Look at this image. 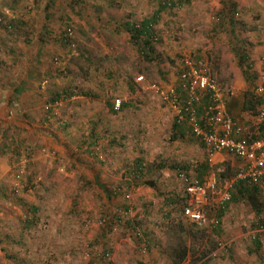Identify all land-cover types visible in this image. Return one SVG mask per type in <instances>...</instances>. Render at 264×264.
<instances>
[{
  "label": "rangeland",
  "instance_id": "obj_1",
  "mask_svg": "<svg viewBox=\"0 0 264 264\" xmlns=\"http://www.w3.org/2000/svg\"><path fill=\"white\" fill-rule=\"evenodd\" d=\"M162 1L0 0L1 89L18 78L0 130V264H264L263 195L239 197L214 232L181 217L176 174L198 176L205 152L147 88L176 87L199 57L224 91L244 79L242 53L260 84L264 0ZM154 14L148 62L125 24Z\"/></svg>",
  "mask_w": 264,
  "mask_h": 264
},
{
  "label": "built area",
  "instance_id": "obj_2",
  "mask_svg": "<svg viewBox=\"0 0 264 264\" xmlns=\"http://www.w3.org/2000/svg\"><path fill=\"white\" fill-rule=\"evenodd\" d=\"M262 73L263 81L255 88L254 95L262 101L257 117L264 123V71ZM143 80L142 76L136 79L138 83ZM147 88L157 93L171 109L177 126L187 124L190 127L193 137L204 149L206 172L203 177L178 170L176 180L180 189L174 192H177L176 198L183 201L181 217L197 228L214 232L222 225L234 188L239 184L259 186L264 179V136L256 139L235 137L240 131L226 114L219 83L203 59L186 57L181 61L178 87L150 84ZM204 95H207L205 104L202 103ZM60 101L53 106L60 105ZM120 107L121 101L115 100L113 110L119 111ZM196 107H200L199 110ZM220 153L229 154L243 163L231 178L225 176V167L215 160ZM137 236L141 238L140 234ZM220 250L223 256L227 245L221 246Z\"/></svg>",
  "mask_w": 264,
  "mask_h": 264
},
{
  "label": "crops",
  "instance_id": "obj_3",
  "mask_svg": "<svg viewBox=\"0 0 264 264\" xmlns=\"http://www.w3.org/2000/svg\"><path fill=\"white\" fill-rule=\"evenodd\" d=\"M262 75H263V73H262ZM239 79L240 80L238 82L233 83L230 86L226 85V88H225L226 90L222 91V99H223V102L225 105V112L231 118L235 127L237 129H239V131H240V133L235 136L236 138H247V139H249V138H252V139L261 138L263 136H261L262 132H261V129H259V128L264 123H262L258 119L257 114H258L259 109L261 107L262 101H261L260 97H256L254 95V90L262 82L260 84L254 85V83H252V84L248 83V80L246 81V79H242L243 81L241 80V78H239ZM17 81H18L17 77H15V78L8 77L6 80L4 79V81H2V83L3 82L7 83V85L3 88V90L1 89V86H0V130H1V128H3L7 124V121H9V119H7L8 113L10 114L13 111V109H12V111L9 109V104H10L9 100H10V94H12V89L15 88L14 84ZM262 81H263V76H262ZM178 85H179V82L177 83L176 87H178ZM177 90H178L177 92L180 91L179 88H177ZM247 91H249V92L251 91L253 96L255 98L259 99L260 103L258 104V106L255 107L254 111L244 110V102H245L244 93ZM206 101H207V95H204L203 99H202V103H205ZM196 108L199 110L200 107H196ZM186 129L192 135L191 129L187 124L179 126V130H182L181 133ZM197 142H198V140H197ZM200 146H201V144H200ZM201 148L203 149L202 146H201ZM203 151H204V149H203ZM215 160L217 161L218 165H222L223 167H225L226 171L227 170L231 171V170L235 169L236 166H232L235 163L238 164V168L243 167V163L241 161H239L238 159H236L233 156L226 154V153L217 154L215 156ZM236 170H238V169H236ZM205 172H206V166L204 165V166L200 167V169L197 172L198 176H195V177L201 178V177H203ZM248 187L249 186H245L242 184L237 185L232 192V201L230 204L232 205L235 202L234 201V197H235L234 193H235V195H237L235 192L236 189H241L242 192H245V191H243V188H248ZM255 188H256L255 190L249 189V191H253L252 195H254L253 196V199L255 201L254 205L256 206V205L260 204L259 201H260L261 195L264 196V179L262 180L261 184L259 186H255ZM247 196L250 198L249 193H247ZM239 197H240V195L237 196V199ZM240 198H242V197H240ZM229 207H230V205H229ZM225 217L226 216L222 217V221Z\"/></svg>",
  "mask_w": 264,
  "mask_h": 264
},
{
  "label": "trees",
  "instance_id": "obj_4",
  "mask_svg": "<svg viewBox=\"0 0 264 264\" xmlns=\"http://www.w3.org/2000/svg\"><path fill=\"white\" fill-rule=\"evenodd\" d=\"M179 2H180V0H174L173 2H169L168 0H163L160 7L164 8V9L169 8V7L174 8L177 6V4L179 5ZM157 17H158V15L154 14L150 19L143 20L142 23H140L139 25H135L132 23H126L125 24V31L129 34L130 39L133 42L137 43V47H138L139 51L141 52L143 59L148 61V62H151L153 60V57H152L153 45L152 44L154 42H156V39H157V37L155 36V33L153 31V26L157 22ZM230 24H234L232 17L230 18ZM237 57H238V65L241 68L245 67L246 70H250V65L247 64V59H248L247 55L242 53L241 55L240 54L237 55ZM189 58H191V57H189ZM192 59L199 60L201 58L198 57V58H192ZM245 69L242 70V74H243L244 79H246V81H247V79H249L250 75H248V73L246 72ZM179 73H180V70H179ZM249 81L250 80H248V83H251ZM18 93H19V91L16 90V94H18ZM66 96H68V94H65V92L60 93L52 102H50L48 104L49 112H50V110H52L54 108L53 105L56 102L63 100ZM244 100H245L244 110L254 111L255 107L258 106V104L260 103L259 99L255 98L253 96V94L251 93V91L250 92L247 91L244 93ZM205 103H203V104H205ZM112 111L115 112L113 110V103H112ZM174 127H177V126L174 125ZM259 129H261V132H262L261 136H264V124H262V126H260ZM136 171L138 172V174H140L142 172V166H139L136 169ZM95 180H96L95 182L98 183L97 177H95ZM249 189L255 190L256 188H255V186H249L248 188H243V191H245V192H242L241 189H236L235 192L237 195H235V193H234V196H235V197L233 196L234 201L237 200L238 195H240V197H245V195L247 193H249L250 199L255 204V201L253 199L254 195H252L253 191H249ZM257 212L260 213V209H258ZM132 228H134V226H132ZM254 246L256 248L260 247L257 240L254 241ZM187 253H188L187 244L182 243L179 247V250L177 251L178 263L183 261L186 258Z\"/></svg>",
  "mask_w": 264,
  "mask_h": 264
}]
</instances>
